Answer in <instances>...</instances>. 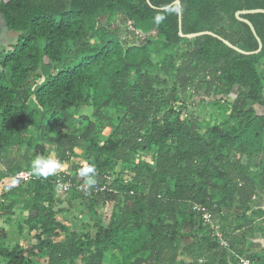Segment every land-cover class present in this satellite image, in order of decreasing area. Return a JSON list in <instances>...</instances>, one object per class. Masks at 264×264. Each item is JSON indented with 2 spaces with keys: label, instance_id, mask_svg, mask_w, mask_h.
<instances>
[{
  "label": "trees",
  "instance_id": "obj_1",
  "mask_svg": "<svg viewBox=\"0 0 264 264\" xmlns=\"http://www.w3.org/2000/svg\"><path fill=\"white\" fill-rule=\"evenodd\" d=\"M178 1L183 34L209 31L245 52L258 48L248 25L235 14L264 10V0ZM172 3L173 0L0 2L5 29L16 34V44L0 51V156L8 163L4 177L11 174V178L24 170L31 172V161L38 155L48 157L51 144L60 149L64 162L81 141H88L84 165L95 166V184L109 178L110 187L117 194H72L89 197L94 206L120 194L132 200L130 205L124 204L128 215L121 222L108 228L94 223V232L79 234L55 218L58 213L53 211L51 193L55 174L43 178L31 172L32 180L12 186L0 196L8 203L6 207L0 205V212L14 208L27 212L17 225V233L21 236L25 232L24 239H31L22 245L14 242L11 248L0 244V258L6 260L5 264H38L42 254L47 256L44 264H74L92 247L95 253L109 254L121 264H164L169 249L185 236H201L204 241L210 238L219 253V264L238 263V257L264 264V253H255L250 241L264 237V222L259 224L257 234L252 232L258 225L253 216H263L262 210L250 208L254 191L259 188L264 193V165L246 166L235 195L228 164L217 153L220 147L237 146L240 153L249 157L264 154V111L256 110H264V75L260 71L264 63V15L239 16L252 24L262 43L260 53L243 55L211 36L191 40L179 37L178 14L165 10ZM119 13L141 44L125 47L116 30L98 24L99 18L110 19ZM157 15L166 18L156 24ZM150 33L155 34L154 39L147 37ZM85 39L91 41L84 42ZM177 57L181 63H176ZM129 70L144 75L172 71L176 84L169 93L174 100L179 88L185 92L203 87L209 98L218 91L229 95L237 87L230 104L214 103L227 115L224 126L202 123L188 128L186 113L173 108L170 99L163 98L146 80L147 91L136 94L139 102H144L143 108L139 109L140 104L132 106L135 120L120 133L133 144L145 140L141 150H156L157 165L151 171L133 170L137 179L134 182L130 176L124 178L122 168L117 167L126 156V148L118 147L117 142L112 146L108 140L99 144L92 136L95 125L109 124L107 107L117 103L122 92L120 80ZM132 89L138 91L139 83ZM89 95L96 109L95 120L86 119L82 131H61L60 124L74 121L71 109L87 102ZM35 134L38 139L33 154L27 155ZM186 143L196 149H185ZM109 171L115 176L107 175ZM72 172L79 179L75 171L69 173ZM86 180L87 177L80 178L83 183ZM120 183L121 192L117 188ZM236 197L239 204L233 206ZM193 204H201L211 213L212 223L228 248L219 246L211 226L193 212ZM221 207L232 210L223 215L224 226L217 220ZM230 216L233 220L227 224ZM60 233L65 234L60 241L46 238H57ZM203 258L194 264H204Z\"/></svg>",
  "mask_w": 264,
  "mask_h": 264
},
{
  "label": "rangeland",
  "instance_id": "obj_2",
  "mask_svg": "<svg viewBox=\"0 0 264 264\" xmlns=\"http://www.w3.org/2000/svg\"><path fill=\"white\" fill-rule=\"evenodd\" d=\"M98 24L107 25L111 30L117 31V37L120 43L127 47L132 45H139L142 43L141 39L137 38L129 31V24L126 23V20L123 14L119 13L114 15L110 19L99 18ZM8 32V33H7ZM4 32V34L0 37V48L8 50L11 49L16 44V34L10 31ZM146 37V36H145ZM149 39H154L155 34L150 33L147 35ZM90 42L91 40L85 39L84 42ZM74 48L72 49V53ZM69 60L66 64L70 63ZM176 63H181V59L177 57ZM261 73L264 75V63L261 64L260 67ZM152 86L153 89L160 91L163 98L170 99L171 94L169 93L170 89L176 84V77L172 71L158 72V73H150V74H138L135 73L134 70H129L120 80V87L122 92L117 96V103L115 106H108L107 116H109V124L102 127L103 125H95L93 137L97 138V142L99 144L105 143L107 140L110 141L112 146L116 143L118 147L123 145L126 148V156L122 161L117 163V167H121L123 170V177L128 178L130 176L131 182H134L137 179H134V171L137 173L139 170H143V172L151 171L156 168L157 165V153L156 150L152 153H144L141 150L146 144V141L137 143H130L129 139L121 135V130L127 127V123H133L135 120V113L131 111L133 105H139V109L143 108L144 102H139L138 94H143L147 91V84H144L145 81ZM136 83H139V90L135 92L132 89V86ZM237 95V87H235L229 95H221L220 91L216 92L213 97H205V89L203 87L198 90H193L192 88L182 91L181 88L177 89V99H170L171 105L176 110H180V112H185L187 117L184 119L185 124L188 128L192 126H198L202 123L216 124L224 126V121L226 120L227 115L224 114L222 110L218 108V106L214 105V103H220L219 105L230 104ZM140 96V95H139ZM89 96H87L88 101L82 104L77 109H71V115L74 117V121L70 122L67 125H59V129L61 131H82L86 126V119H91L92 121L96 118V109L92 107L91 101L89 100ZM86 99V100H87ZM148 99V98H147ZM111 104V102H110ZM256 110L258 113H263V109L257 107ZM111 118V119H110ZM37 134L32 136L31 144L29 148L26 149L27 155L33 154V148L37 141ZM88 141H81L74 151L68 156V160L62 162L60 159L61 151L56 145L51 144L48 148L49 156L48 158L57 159L62 164V169L65 171H75L78 175V170L83 167L85 160L84 156L86 154L88 148ZM185 149L195 150L196 147L191 143H186L184 146ZM139 151V152H138ZM217 153L220 154L221 161H225L228 164V176L232 181V188L234 189L235 195L237 194V190L239 188L238 182L246 173V166L249 168L259 167L264 165V154L252 155V157L246 156L240 153L239 148L237 146L220 147L217 150ZM23 164V162H20ZM116 167V168H117ZM8 168V163L4 160V156H0V196L1 194L7 192L10 188H12L10 175L4 177V173ZM120 168H117V172H119ZM126 170H134L133 173H127ZM62 170H57V172H61ZM73 173V172H72ZM13 174V173H12ZM74 174V173H73ZM110 175V177H114L115 173L110 174V171L106 173ZM79 178H81L78 175ZM138 178V177H137ZM143 178L141 177L140 181ZM128 180V179H127ZM126 180V182H127ZM129 182V181H128ZM125 184V183H123ZM235 184H237L235 186ZM122 185L121 183L117 185V188L121 191ZM118 190V191H119ZM51 193L53 196L54 208L59 207L63 203H66V206L60 210H65L64 212H58L55 218L59 222H62L65 226L69 228L71 231H77L79 234H87L95 231L94 223L100 224L103 228H108L110 226H114L117 223L124 220L128 212L124 209V204L130 205L132 200H128L123 194H120L114 198L106 199L103 205L94 206L91 205L89 197H81L79 195H73L72 193L64 194L58 193L56 189H51ZM69 204V206L67 205ZM7 202L0 199V205L7 206ZM239 204L238 199L236 197L233 202V206H237ZM4 207V208H5ZM250 208L253 210H262L263 216L254 215V223L258 225H254V234H257L256 231L260 223L264 222V193L261 189H256L253 193L252 203ZM219 215L217 220L219 223L224 226L223 223V215L226 213L227 215L232 213V210H226L225 208H220ZM26 211L20 212L17 208L12 210L5 209L0 212V244H5L8 248H11L14 245V242L20 243L21 245L25 242H31V239H24L25 232L18 235L17 225L21 224L23 219L26 216ZM250 214V211L247 212ZM230 220V224L233 218L228 217ZM241 224V223H237ZM25 230V229H24ZM227 231V229H225ZM229 234V233H228ZM65 234L60 233V236L54 238L53 236H47L46 238H50L54 241H60L64 238ZM26 240V241H25ZM188 248V249H186ZM85 250V248H84ZM111 250V248H110ZM94 247L91 248L90 251H86L83 255L78 257L75 260L74 264H121L118 260L113 259L109 254H100L95 253ZM248 255V254H247ZM204 256L203 263L204 264H219V253L215 251V246L212 240L204 241V237L201 236H185L179 239L178 244H173L172 247L168 251L167 259L164 264H194L195 261ZM6 260L0 258V264H5ZM47 262L46 254H42L38 257L37 263L44 264ZM230 262H234L230 260ZM239 264V263H233Z\"/></svg>",
  "mask_w": 264,
  "mask_h": 264
},
{
  "label": "built area",
  "instance_id": "obj_3",
  "mask_svg": "<svg viewBox=\"0 0 264 264\" xmlns=\"http://www.w3.org/2000/svg\"><path fill=\"white\" fill-rule=\"evenodd\" d=\"M55 179L53 181V185L58 193H77V194H100V193H108V194H117L116 190L110 187V179L105 178V182L101 184H95L90 189L87 188L86 183H83L79 179L74 177L73 173H69L67 171H61L55 173ZM32 174L30 171H19L11 176V185L17 186L20 184H24L32 180ZM87 189V190H86ZM193 212L200 215L201 219L204 223L209 224L214 232V236L218 241V244L222 248H228V244L223 239L218 227L212 223V215L207 210V208L201 204H193L192 205ZM201 263V261H199ZM239 264H259L247 257H238Z\"/></svg>",
  "mask_w": 264,
  "mask_h": 264
},
{
  "label": "clouds",
  "instance_id": "obj_4",
  "mask_svg": "<svg viewBox=\"0 0 264 264\" xmlns=\"http://www.w3.org/2000/svg\"><path fill=\"white\" fill-rule=\"evenodd\" d=\"M165 10L169 13L174 12L176 14H179L182 11V8L179 6L178 0H173L172 4L165 6ZM165 18L166 17L164 15H157L156 17H154V22L156 24H160L165 20ZM30 167L33 175L43 178L54 175L58 169L62 170V164L59 160L40 155L36 156L31 161ZM95 172V166L91 164H85L78 170V175L80 177H87L86 185L89 189L96 183V180L94 179Z\"/></svg>",
  "mask_w": 264,
  "mask_h": 264
},
{
  "label": "water",
  "instance_id": "obj_5",
  "mask_svg": "<svg viewBox=\"0 0 264 264\" xmlns=\"http://www.w3.org/2000/svg\"><path fill=\"white\" fill-rule=\"evenodd\" d=\"M148 1V0H147ZM179 2V1H178ZM179 6H180V2H179ZM181 7V6H180ZM263 14L264 15V10L262 9H256V10H244V11H238L236 12L235 14V17L240 20L241 22L245 23L246 25H248V27L250 28L252 34L254 35L256 41H257V44H258V48L255 50V51H252V52H245L241 49H239L238 47L232 45L230 42H228L227 40L221 38L220 36L212 33V32H209V31H203V32H198V33H193V34H183L182 32V26H181V12L178 14V35L179 37L181 38H185V39H194V38H197V37H200V36H211V37H214L220 41H222L228 48L236 51L237 53L239 54H243V55H256L258 53L261 52V49H262V43H261V40L258 38V36L256 35L255 33V30L252 26V24L246 20V19H242V18H239L240 15H248V14ZM2 22L3 24L5 25V22L2 18ZM66 206V203H63L62 205H60L59 207H56L53 209L54 212H57L58 210L64 208Z\"/></svg>",
  "mask_w": 264,
  "mask_h": 264
},
{
  "label": "crops",
  "instance_id": "obj_6",
  "mask_svg": "<svg viewBox=\"0 0 264 264\" xmlns=\"http://www.w3.org/2000/svg\"><path fill=\"white\" fill-rule=\"evenodd\" d=\"M2 1H7V0H0V2ZM4 32H7V30L5 29V25L2 22V16L0 15V37L2 34H4ZM8 33V32H7ZM3 45L2 48H0V51L3 50ZM62 171H65L62 169ZM254 243V246L252 247L255 253H264V237H257L253 240H250Z\"/></svg>",
  "mask_w": 264,
  "mask_h": 264
}]
</instances>
